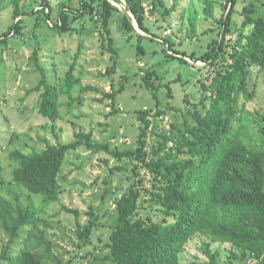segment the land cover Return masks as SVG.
<instances>
[{
	"label": "trees",
	"instance_id": "16d2710c",
	"mask_svg": "<svg viewBox=\"0 0 264 264\" xmlns=\"http://www.w3.org/2000/svg\"><path fill=\"white\" fill-rule=\"evenodd\" d=\"M10 1L16 20L0 34V48L8 45L9 36L22 31V18L26 15L36 16L35 28L39 15L43 14L45 22L58 32L71 31L72 24L84 16L91 21L96 19L100 23L102 47L112 52L115 59L117 50L111 33L115 13L119 14L118 28L142 36L130 19L108 0H79L74 7L59 2L56 20L52 18L51 0H41L39 8L26 7L21 0ZM124 1L138 28L155 37L145 24V5L149 0ZM158 1L163 3V0ZM236 2L226 0L228 12L220 17L217 37L208 44L204 54L197 56L194 51L187 54L175 49L170 39L165 40L168 50L176 52L170 54L167 50L168 58L187 63V56L218 66L209 85L202 84L209 91V96L201 100L202 109L188 110L181 122L171 121L167 131L153 130L156 143L151 147L146 137L152 125L148 115L153 108L139 110L142 125L137 147L110 151L119 158L130 157L134 162L131 166L133 180L115 201L109 253L104 257L109 264H184L180 254L196 236L208 239L201 243L207 264H221L217 252L211 249L213 242L230 246L229 261L264 264V124L251 128L245 116V102L254 96L248 88L250 66L264 69V18L254 15L253 3L243 5L240 11L234 10ZM207 4L206 13L211 15L213 2ZM152 5H155L154 0ZM176 5L174 1L163 15L170 14ZM234 13L243 17L235 37L231 35ZM246 25L249 28L244 32ZM29 58L42 74L32 88V91L43 89L39 113L55 121L60 118L59 96L70 94L79 81L73 73L76 59L65 72L63 81L50 86L45 84L37 50ZM115 59L114 66L117 64ZM143 72L141 83L155 102L154 115L157 116L163 113L158 107L160 88L167 86L168 94L170 89L152 66ZM122 88L120 86L117 91ZM83 90L101 93L110 99L112 106L117 94V91L106 93L92 84L85 85ZM73 101L69 98L68 104ZM261 119L264 122V115ZM82 142L93 149L109 150L107 143L94 141L91 133L81 130L75 131L74 140L68 143H47L43 149L30 152L15 149L10 152L14 164L12 183L24 188L30 196L40 195V210L57 202L62 191L63 175L60 172L66 154ZM143 169L150 174L147 188L144 177L139 176ZM2 170L0 156V184ZM19 201L15 193L10 199L0 192V232L5 236L0 261H8V264H72L71 259L64 261L54 253L55 245L47 235V222L38 209L32 204L23 206ZM144 202L147 203L145 208H150L145 216L139 213ZM76 224L75 234L83 238L88 236L94 222L89 219L82 227L78 222ZM15 246L18 249L13 254Z\"/></svg>",
	"mask_w": 264,
	"mask_h": 264
},
{
	"label": "rangeland",
	"instance_id": "374dc122",
	"mask_svg": "<svg viewBox=\"0 0 264 264\" xmlns=\"http://www.w3.org/2000/svg\"><path fill=\"white\" fill-rule=\"evenodd\" d=\"M40 1L20 2L26 7L39 8ZM174 1L177 3L175 10L163 15ZM209 1L213 2L211 15L206 13ZM59 2L74 7L79 0H51L53 20L57 19ZM154 2L155 5L151 6L153 0H149L145 5V24L155 37L145 32L141 34V29L136 30L141 37L121 30L118 28L119 14H114L111 33L117 50L116 59L112 52L102 47L100 23L96 19L89 20L87 16L75 21L72 30L67 32H58L50 27L43 14L39 15L35 28L36 16H23L22 31L9 36L8 45L0 48V156L3 164L0 192L10 199L15 193L23 206L32 204L37 208L47 222V235L55 245L54 253L64 261L71 259L72 264H109L104 257L109 253L115 201L133 180L131 166L134 162L130 157L119 158L110 151L134 150L137 147L142 125L139 110L153 108L148 115L152 129L149 127L146 137L151 147L152 143H156L153 130L167 131L170 122H181L183 115H188V110L202 109L201 100L209 96V91L202 84L209 85L218 68L203 59L193 60L185 56V63L166 57L168 45L165 40L170 39L175 49L187 54L192 51L197 56L204 54L208 44L217 37L220 17L228 12L226 0ZM248 3L255 6L254 15L264 18V0H237L234 10L240 11ZM12 11L10 0H0V34L14 24L16 19ZM232 16L235 23L231 35L235 37L243 17L237 13ZM135 27L138 28L136 23ZM248 28L246 25L243 31L247 32ZM168 29L170 32H167ZM34 50L38 52L45 84L50 86L63 81L65 72L76 59L73 73L79 81L70 94L59 96L60 118L55 121L39 113L38 104L43 89L32 91L42 76L29 58ZM168 53L176 54L170 50ZM113 58L116 66L113 65ZM151 66L162 75V81L170 89L168 94L167 86L160 88L158 107L163 113L157 116L154 115L155 102L141 83L143 71ZM90 84L106 93L117 91L120 86L123 88L117 91L112 106L110 99L101 93L83 90L85 85ZM248 88L254 96L245 102L246 120L251 128L261 127L264 124L261 119L264 115V69L250 66ZM69 98L74 101L68 104ZM205 102L208 104L209 98ZM167 105L179 110H171ZM80 130L91 133L94 141L107 143L109 150L93 149L82 142L69 151L60 172L63 179L59 200L40 210V195L30 196L24 188L12 183L14 164L10 152L15 149L37 151L47 143H68L74 140L75 131ZM139 176L144 177V187H149L150 174L143 169ZM145 205L146 202L139 211L143 216L150 212ZM89 219L94 222L90 233L79 238L75 234L76 223L82 227ZM207 240L199 236L190 240L180 254L181 262L207 264L208 258L201 246ZM4 241L5 236L0 232V250ZM17 249L18 246H15L12 253H16ZM211 249L217 252V260L221 264H240L228 260V244L213 242ZM7 262L0 261V264Z\"/></svg>",
	"mask_w": 264,
	"mask_h": 264
},
{
	"label": "water",
	"instance_id": "95a60500",
	"mask_svg": "<svg viewBox=\"0 0 264 264\" xmlns=\"http://www.w3.org/2000/svg\"><path fill=\"white\" fill-rule=\"evenodd\" d=\"M114 5L116 6V7H118V9L125 15V16H127L129 19H130V21H131V23H132V25L134 26V28H135V30H137V31H141V30H139V28H137V27H135V19L133 18V16H132V14L126 9V6L124 5V4H121V2H119V1H114ZM141 34H145L144 32H140Z\"/></svg>",
	"mask_w": 264,
	"mask_h": 264
},
{
	"label": "built area",
	"instance_id": "2783aa9c",
	"mask_svg": "<svg viewBox=\"0 0 264 264\" xmlns=\"http://www.w3.org/2000/svg\"><path fill=\"white\" fill-rule=\"evenodd\" d=\"M108 1H109L111 4L114 5V1H115V0H108ZM117 1H119V0H117ZM119 2H123L124 5H126L124 0H120ZM164 32H165V31H164ZM167 32H170V29H168Z\"/></svg>",
	"mask_w": 264,
	"mask_h": 264
}]
</instances>
